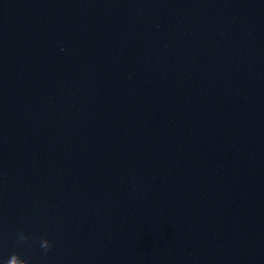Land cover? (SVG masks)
<instances>
[{
  "label": "water",
  "instance_id": "water-1",
  "mask_svg": "<svg viewBox=\"0 0 264 264\" xmlns=\"http://www.w3.org/2000/svg\"><path fill=\"white\" fill-rule=\"evenodd\" d=\"M0 264H264V0H0Z\"/></svg>",
  "mask_w": 264,
  "mask_h": 264
},
{
  "label": "clouds",
  "instance_id": "clouds-1",
  "mask_svg": "<svg viewBox=\"0 0 264 264\" xmlns=\"http://www.w3.org/2000/svg\"><path fill=\"white\" fill-rule=\"evenodd\" d=\"M46 244V246H48V243H45Z\"/></svg>",
  "mask_w": 264,
  "mask_h": 264
}]
</instances>
